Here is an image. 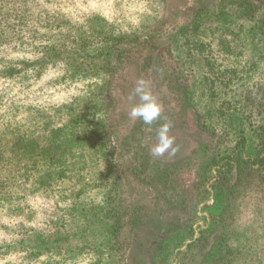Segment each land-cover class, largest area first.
Returning <instances> with one entry per match:
<instances>
[{
	"label": "rangeland",
	"instance_id": "374dc122",
	"mask_svg": "<svg viewBox=\"0 0 264 264\" xmlns=\"http://www.w3.org/2000/svg\"><path fill=\"white\" fill-rule=\"evenodd\" d=\"M259 2L254 19L230 20L249 26L263 18L264 0ZM218 4L0 0V151L11 163L10 185L0 200V264H264L259 171H252L228 207L221 206L211 187L214 179L207 176L211 153L205 143L223 151L233 140L201 132L192 110L163 80L175 67L174 44L182 26L192 21L197 7L216 11ZM54 45L71 49L76 63L94 60L98 66L77 73L71 58L40 63L45 47ZM247 54L237 63H246ZM229 61L225 66L234 69ZM259 61L227 87L239 106L247 107L244 100L258 85L264 89V58ZM141 78L162 106L151 125L129 117L139 102L132 93ZM165 122L172 125L177 150L154 156L151 148ZM142 160L149 166H140ZM174 165L166 181L153 179L162 188H153L149 175ZM138 204L148 223L135 234L129 222ZM84 205L92 210L89 223L82 220ZM108 210L123 221L113 227L115 217L103 216ZM24 231L30 245L19 242ZM214 233L233 247L227 257H207L214 238L207 246L203 238ZM39 235L42 253L30 255L27 250L36 248ZM62 246L67 248L60 251Z\"/></svg>",
	"mask_w": 264,
	"mask_h": 264
},
{
	"label": "trees",
	"instance_id": "16d2710c",
	"mask_svg": "<svg viewBox=\"0 0 264 264\" xmlns=\"http://www.w3.org/2000/svg\"><path fill=\"white\" fill-rule=\"evenodd\" d=\"M257 1L259 2V0H219V8L216 11H212L206 5L197 7L192 21L188 25L182 26L183 31L179 32L181 38L175 41L174 52L177 54L174 59L175 67L170 70L172 73H167L163 77L165 87L177 92L183 105L192 110L195 126L201 132H206L217 139L230 136L233 140L234 144L223 151L217 145L205 143L206 151L209 150L211 153L209 155L211 162L206 167L207 176L214 179L211 181L214 197L225 208L240 191V185L250 181L249 177H251L252 171H259L257 177L264 183V89L258 85L259 89L254 91V94L251 92L248 94L249 90L246 92L248 95L244 101H246L247 107L239 106V100L237 101V98L233 97V94H229L230 92L227 90L228 86L234 84L233 80L242 77L239 74L255 69L261 63L259 60L264 58V14L263 18H260L261 15H259V19L249 26H246L243 21L235 23L230 20L231 18L254 19L252 17L260 10L261 2L257 4ZM234 23L237 25L232 28ZM222 27L224 31H221ZM217 32L221 35L216 36ZM224 34L227 36L231 34L233 38H228ZM110 38L112 40L119 39L120 42L124 40V37L120 36H110ZM245 50L248 53L247 61L238 64L237 61L241 59L240 56ZM74 57L75 54L71 49L57 45L46 46L39 62L46 64L54 59L71 58L72 60ZM218 58L222 59L221 62H218ZM228 58L236 64L233 66L234 69L225 66L224 60ZM72 63L71 67H74V72L77 73L86 69L93 70L98 66L94 60L90 62L82 60L78 63L72 60ZM228 72L230 73L228 74ZM225 79L228 81L224 83ZM225 87L226 89H224ZM226 93L228 94L226 95ZM243 107L246 111L245 114ZM8 158L9 154L7 156L1 154L0 151V200L3 198L1 196L2 189L10 185L7 171L11 167V163ZM140 163V166H149L145 160ZM175 168L176 165L170 166L162 173L149 175L152 178L149 183L153 185V188L159 190L161 186L156 185L155 181H166ZM23 185L19 184V187L22 188ZM78 192L80 193V191ZM81 207L84 211L81 213L82 220L84 218L89 223L88 217L91 216L90 211L92 210L86 205ZM143 207L138 204L130 215L129 224L135 234L138 232L137 227L148 223L141 212ZM92 215L94 216V214ZM112 215L115 217L112 223L113 227L123 221L121 216L114 214V211L108 210L103 216L111 220ZM83 223L85 222L83 221ZM85 225L87 224L85 223ZM118 229L119 226L115 230L118 231ZM29 238V232L24 231L18 239L24 245H30ZM213 238L214 241H212ZM36 240H39L36 248L27 250L30 255L37 256L42 253L38 247H41L40 242L43 243V236L39 235ZM62 240H64L62 241L64 244L69 243L67 237ZM211 241L207 257H211L212 260L227 257L233 248L230 244H226L222 234L214 233L211 236L210 234L204 236L203 244L205 246ZM53 246L55 247V245ZM26 248L27 246H24V249L20 251L25 252ZM66 248L65 246L59 247L60 251Z\"/></svg>",
	"mask_w": 264,
	"mask_h": 264
},
{
	"label": "clouds",
	"instance_id": "9594fccd",
	"mask_svg": "<svg viewBox=\"0 0 264 264\" xmlns=\"http://www.w3.org/2000/svg\"><path fill=\"white\" fill-rule=\"evenodd\" d=\"M133 97H139V102L131 107L129 117L133 120L140 118L144 124L151 125L157 120L162 113V106L159 103L157 97L151 91L148 81L141 78L137 81L136 86L132 93ZM171 123H163L157 132L158 141L151 148V152L154 156H162L166 152L174 154L176 148L173 147L175 143V137L171 135Z\"/></svg>",
	"mask_w": 264,
	"mask_h": 264
}]
</instances>
